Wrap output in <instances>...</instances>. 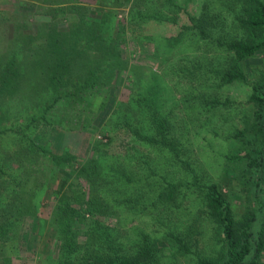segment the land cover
I'll list each match as a JSON object with an SVG mask.
<instances>
[{
    "label": "trees",
    "instance_id": "16d2710c",
    "mask_svg": "<svg viewBox=\"0 0 264 264\" xmlns=\"http://www.w3.org/2000/svg\"><path fill=\"white\" fill-rule=\"evenodd\" d=\"M21 8L0 17V22L13 23L19 39L17 46L0 56V124L9 112L3 106L17 100L18 93L24 109L39 103V113L27 116L24 125L0 127V135L11 130L20 140L11 154L0 147L3 264H11L6 248L18 240L25 216H38L48 182L58 183L52 219L60 254L54 264H177L162 260L159 236L137 227L131 238L96 218L113 215L122 221L120 216L127 213L166 225L162 238L169 241L175 258L186 257L194 264H264V75L249 82L242 65L264 53V0H26ZM28 11L47 17L38 22L36 34L25 33L33 24ZM151 21L160 27L145 32ZM141 38L154 41L152 56L159 69L132 62L130 51L123 47L143 42ZM26 62L42 65L39 94L33 91L28 75L32 70ZM125 72L129 98L111 111L102 130L111 126L130 136L127 156L112 154L98 142L94 148L99 154L86 159L69 180L61 170L65 166L74 172L70 166L74 155L68 149L53 153L26 129L41 120L65 127L62 121L51 120L56 112L67 117L71 113L66 120L81 122L82 128L90 126L96 116L92 108L96 95L103 97V107L109 93L102 92L116 88L117 75ZM244 82L251 93L247 104L236 109L239 115L232 116L242 126L234 123L229 135L236 145L226 155L225 177L207 178L195 165L187 133L203 113L238 108V101L222 97L220 88ZM174 91L180 93L178 99ZM223 113L219 119L228 118ZM112 140L107 136L103 144ZM121 155L135 159L139 169ZM39 156L46 175L31 203L23 189L31 178L6 168L16 158L20 170L25 162L31 175ZM158 156H166L176 170L164 171L155 163ZM182 170L189 176L185 181L176 176ZM237 179L247 194L243 209L235 206L238 197L230 186ZM187 195L196 209L194 221L202 217L204 225L212 226L211 255H201L199 249L203 229L176 221ZM82 220H88L84 229L78 227Z\"/></svg>",
    "mask_w": 264,
    "mask_h": 264
},
{
    "label": "rangeland",
    "instance_id": "374dc122",
    "mask_svg": "<svg viewBox=\"0 0 264 264\" xmlns=\"http://www.w3.org/2000/svg\"><path fill=\"white\" fill-rule=\"evenodd\" d=\"M26 0H0V17L4 14L13 15L19 13L22 10V2ZM23 9H25L23 7ZM30 14L29 19L33 23L30 29L25 31V33H37V26L39 21L46 20L47 17L40 14H34L32 11H28ZM124 14L122 13V16ZM161 24L150 22L145 25V32L156 31ZM16 33L14 32V25L12 22H0V56L5 52L12 50L13 47L17 46L19 39L16 38ZM142 39V38H141ZM143 42L139 40L136 43H129L123 47L130 51L129 57L134 63L145 65L147 67H152L159 69V62L157 59L152 56L154 51L155 43L152 40L142 39ZM132 51V52H131ZM7 55V57H10ZM27 61V60H26ZM26 64L30 67L29 70L31 78L33 80V91L37 94L41 93L42 88V65L37 62L35 65L33 63ZM247 71L249 77V82H257L260 80V77L264 75V53L258 54L254 57H251L249 60L245 61V64H242ZM160 71V70H158ZM115 84L117 87L109 88L106 92L102 94L109 93V98L103 107H100V103L103 99L101 94H97L92 106L93 110L96 113L95 118L91 121V125L88 127L82 128L81 122H69L66 120L70 117L71 113L67 117L65 113H53L51 115V120L53 121H62L65 127H61L55 124H46L44 121H38L36 124L30 128H27L26 131L42 145H46L53 153L60 155L64 152V149H68L74 155V159L71 161L70 166L74 172H71L67 167L62 166L61 174L65 175L69 180L73 179L76 173L79 170L80 165L91 157H96L98 150L94 146L98 145V142L101 146L104 145L105 149L112 153H120L127 156L126 149L132 145L130 142V136L125 134L122 129H113L111 126L104 127L102 130V125L104 120L110 116L111 111L121 102L128 100L130 95V86L129 85V74L128 72L119 73L116 77ZM169 78V77H168ZM172 79L169 78V83H173ZM172 85V84H170ZM220 93L222 97L230 96L233 99L238 101L237 107L233 112L225 110L223 113H220V110H212L201 114L194 121L196 124L192 125V128L188 135V141L193 148L195 165L200 167L201 172H203L207 178L220 180L224 178V172L222 170L226 162V155L234 151L236 142L229 137L231 133L234 132V123H237V126H242L240 119L235 120L233 115H239V108L244 107L248 97L251 93V87L248 83H235L234 85L224 86L220 88ZM176 98L178 99L179 92L174 91ZM17 100L14 98L7 103L5 107L9 112H6L8 115L3 119V122L0 124V127H10L12 124L15 125H24L27 123V116L35 113L38 114V107L31 109H24V106L20 104L22 100V94L18 93ZM8 101V100H7ZM98 102V103H96ZM244 103V104H243ZM236 109H238L236 111ZM223 116L228 117L227 119L222 118ZM231 113V114H230ZM231 117V118H229ZM67 121V122H66ZM81 123V124H80ZM107 136H112L113 140L108 144ZM20 144L19 138L11 130H8L7 133L0 135V147L4 152L11 154L15 149H18ZM141 150L149 152V147L142 146ZM155 154V153H154ZM157 154V153H156ZM121 155V156H122ZM123 158V156L121 157ZM158 160H155V163H159L164 171L173 173L175 167H173L166 156L156 157ZM160 158V159H159ZM34 160V159H33ZM123 160H128L132 163L134 170L139 169V165L132 160L127 158ZM26 161V160H25ZM37 164L36 169H32V174L28 175V171L25 165V162L22 163V171L19 166V161L16 158L11 159V167L7 166L6 170L11 171L16 174L19 173L24 179L30 177L31 181L28 183L27 187L24 189V196L28 202L33 203L35 195L42 188V179L45 180L46 170H42V156H39L35 160ZM72 164V165H71ZM176 176L181 178L183 181L187 180L189 177L185 171L182 170L180 173H176ZM223 176V177H222ZM76 179V178H75ZM74 179V180H75ZM228 179V178H226ZM70 182V181H68ZM29 186V189H28ZM231 188L233 189L235 197V206L241 208L245 205L247 201V194L244 190V185L237 179L231 183ZM58 188V183L48 182L46 187V192L41 196V207L39 208L38 216H25L23 219L22 227L18 234V240L14 242L11 246H7L6 253L10 257L11 264H54V260L59 257L60 254V241L55 235V221L52 219L53 208L56 205V199L53 198L54 190ZM195 195V193H194ZM187 198V199H186ZM184 199L182 205L183 214L176 219L180 222L183 220L185 223L188 221L190 224H194L196 230L203 229V235H199L201 241L199 249L202 250L201 255H211L213 254L212 247L214 246V241L211 238L212 235V226L204 225L203 219L198 218L197 221H194V213L196 209H193L192 204L193 198L190 195H187ZM170 211H168L169 213ZM90 217V216H88ZM123 218L120 221V218L117 216H96L104 224L110 225L116 229L121 230V234H128L131 238L134 237L133 229L137 227L143 228L146 231H150L153 237H160L159 243L163 247L164 251L162 253L163 261L167 263H177V264H194L190 259L186 257H173V250L169 246V241L162 238L165 230V226H158L150 220V217L145 216L140 218L139 216L125 214L120 216ZM42 219L45 221L44 227L42 226ZM82 220L78 224L80 229L87 227V224L84 226V223L88 220ZM84 222V223H83ZM85 236L82 234L80 241H84ZM3 257L0 256V264H3Z\"/></svg>",
    "mask_w": 264,
    "mask_h": 264
}]
</instances>
